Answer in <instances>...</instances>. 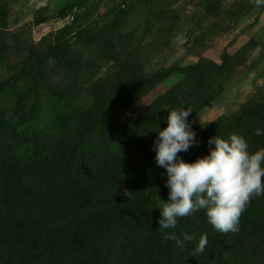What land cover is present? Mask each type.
Segmentation results:
<instances>
[{"label":"rangeland","instance_id":"rangeland-1","mask_svg":"<svg viewBox=\"0 0 264 264\" xmlns=\"http://www.w3.org/2000/svg\"><path fill=\"white\" fill-rule=\"evenodd\" d=\"M165 107L193 110L186 162L215 135L264 148V6L0 0V264H264V196L237 233L200 211L163 239Z\"/></svg>","mask_w":264,"mask_h":264},{"label":"clouds","instance_id":"clouds-1","mask_svg":"<svg viewBox=\"0 0 264 264\" xmlns=\"http://www.w3.org/2000/svg\"><path fill=\"white\" fill-rule=\"evenodd\" d=\"M250 3L264 6V0ZM163 109L168 112L167 127L159 130L153 144L156 164L166 169L165 186L169 189L168 200L160 197L156 207L161 212L158 224L163 239L175 241L180 248L185 247V241L195 240L188 233H182L181 239L168 230L176 229L179 219L200 211L206 213L207 222L217 232H239L240 218L251 200L264 196V148L250 152L247 140L237 133H230L227 138L215 135L208 140L209 154L186 162L178 154L199 143L188 122L193 110ZM254 134L264 135V129L256 128ZM132 194L127 188L120 193L129 200ZM207 245V235H201L193 256L202 254Z\"/></svg>","mask_w":264,"mask_h":264}]
</instances>
